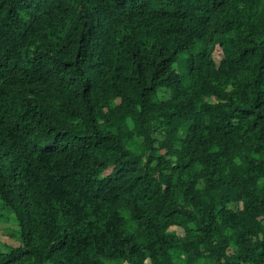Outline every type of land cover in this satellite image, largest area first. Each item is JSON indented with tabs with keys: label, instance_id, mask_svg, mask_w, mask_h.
<instances>
[{
	"label": "trees",
	"instance_id": "1",
	"mask_svg": "<svg viewBox=\"0 0 264 264\" xmlns=\"http://www.w3.org/2000/svg\"><path fill=\"white\" fill-rule=\"evenodd\" d=\"M0 203V264H264V0H0Z\"/></svg>",
	"mask_w": 264,
	"mask_h": 264
},
{
	"label": "rangeland",
	"instance_id": "2",
	"mask_svg": "<svg viewBox=\"0 0 264 264\" xmlns=\"http://www.w3.org/2000/svg\"><path fill=\"white\" fill-rule=\"evenodd\" d=\"M168 94L166 92H161L158 94L160 99L167 98ZM0 250L6 251L5 249L18 246L20 244V237H19V228L17 223L14 219L8 216H3V209L0 203ZM6 214V213H4Z\"/></svg>",
	"mask_w": 264,
	"mask_h": 264
}]
</instances>
